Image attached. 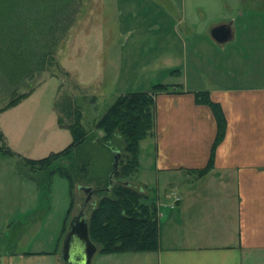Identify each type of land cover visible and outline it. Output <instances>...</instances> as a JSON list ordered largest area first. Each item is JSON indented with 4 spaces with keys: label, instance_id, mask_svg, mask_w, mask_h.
Masks as SVG:
<instances>
[{
    "label": "rangeland",
    "instance_id": "374dc122",
    "mask_svg": "<svg viewBox=\"0 0 264 264\" xmlns=\"http://www.w3.org/2000/svg\"><path fill=\"white\" fill-rule=\"evenodd\" d=\"M188 1L191 18L202 15L200 19L208 18L210 25L239 11L247 19L264 22V9L250 15L247 0ZM155 3L167 5L161 0H19L15 11L9 13L18 15L20 24L9 22L13 33L7 37L0 34V56L8 54L6 44L11 41L13 48H24V42L40 44L49 39L55 41V61L45 71L25 78L18 88L0 68V110L9 100L32 90L16 106L0 112V133L9 150L0 151V264H64L61 253L72 220L81 211L89 219L99 201L97 189L110 182L109 171L115 166L113 149L120 143L99 144L101 132L91 135L81 147V161L73 167V187L58 168L52 172L60 165L39 171L24 164L60 152L72 142L70 131L58 127V118L64 125L74 121V117H66L64 102H71L82 129L89 132L116 99L127 93L147 92L155 85L202 87L207 79L220 78L218 72L229 84L255 82L240 75L247 70L254 73L247 63L242 68L228 67L232 70L226 72L217 70L216 59L207 51L196 57L191 52L181 54L190 35L177 25L173 11H162ZM1 15H8L6 9L0 8ZM3 24L0 17V30ZM210 25L198 26L196 38L201 30L209 32ZM256 29L263 38L264 28ZM15 32L25 33L26 40L17 44ZM186 54L192 58L185 60ZM171 56L175 60H170ZM3 60L16 65L15 59ZM175 70H180L181 77ZM152 137L153 133L140 142V171L129 180L137 189L144 183L146 199L154 194L163 197L165 189H174L179 183L177 176L155 172ZM150 253L105 254L99 246L90 264H155Z\"/></svg>",
    "mask_w": 264,
    "mask_h": 264
},
{
    "label": "crops",
    "instance_id": "0c3cea01",
    "mask_svg": "<svg viewBox=\"0 0 264 264\" xmlns=\"http://www.w3.org/2000/svg\"><path fill=\"white\" fill-rule=\"evenodd\" d=\"M161 2L167 5H155L162 11H173L177 25L190 35L181 54L191 52L196 57L207 51L216 59L217 70L226 72L232 70L228 67L242 68L247 63L254 73L247 70L240 75L255 82L229 84L218 72L220 78L207 79L206 86L174 85L156 95L151 138L154 170L177 176L180 184L165 189L163 197H150L164 203L157 209V250L150 254L155 264H264V37L256 34L264 22L247 19L239 11L210 25L208 18L200 19L202 15L191 18L188 0ZM247 3L250 15L264 9V0ZM201 24L211 29L201 30L196 38L194 30ZM219 25L231 28V38L223 43L210 36ZM184 58L192 57L186 54ZM175 71L181 77L180 70ZM204 91L220 105L226 131L214 152L213 168L204 177L195 178L191 171L206 166L216 135L210 109L194 100V93ZM173 194L179 201L169 208Z\"/></svg>",
    "mask_w": 264,
    "mask_h": 264
},
{
    "label": "trees",
    "instance_id": "16d2710c",
    "mask_svg": "<svg viewBox=\"0 0 264 264\" xmlns=\"http://www.w3.org/2000/svg\"><path fill=\"white\" fill-rule=\"evenodd\" d=\"M18 2L19 0H0V8L6 9L8 12L7 16H0L5 22L1 25L4 27L3 30H0V34L4 37L13 33L9 22L20 24L16 22L20 20L18 15L9 14L11 11H15V5ZM17 33L15 41L17 44H21L26 40L25 33ZM13 43L14 41H11L6 44L8 54L5 58L0 56V68L5 71L4 75L8 77L14 88H18L25 78L30 77L34 72L40 73L54 64V40L52 42L45 39L43 43L33 42L30 45L24 42V48L21 45H16L13 48ZM3 59H15L16 65L13 63L10 65ZM10 69L12 72H9ZM170 90L171 87L155 85L147 92L127 93L119 96L101 119L90 126L89 132L82 129L79 113L67 100L64 102L67 108L66 117H74V123L64 125L58 118V127L67 128L70 131L72 142L64 150L52 153L46 158L24 162L32 170L39 171L55 167L54 164L60 165L52 169V172L58 168L60 174L73 187L74 164L81 161L79 151L91 135L101 132L103 135L97 137V142L106 147H109L110 144L115 145L113 144L115 141L120 143L113 149L116 153L118 152L117 167L116 169L113 167L109 171L112 174L110 182L103 184V188L97 189L96 195L99 196V201L96 202L87 221L90 241L96 247L100 246L101 252L105 254L147 253L157 250L158 211L156 201L150 197L146 199L143 196L145 190L137 189L129 180L133 179L139 170L140 142L148 138L154 131L155 97ZM29 94L18 95L14 100H9L0 112L16 106ZM194 100L197 105H204L210 109L216 123V135L206 166L203 169L191 171L195 178H202L213 168L214 152L225 136L226 121L220 105L210 99L208 92L194 93ZM0 144V151L9 153L1 133Z\"/></svg>",
    "mask_w": 264,
    "mask_h": 264
},
{
    "label": "water",
    "instance_id": "95a60500",
    "mask_svg": "<svg viewBox=\"0 0 264 264\" xmlns=\"http://www.w3.org/2000/svg\"><path fill=\"white\" fill-rule=\"evenodd\" d=\"M210 36L217 42L223 43L231 38L230 25H219L210 31ZM118 152L115 155V166L117 167ZM112 174H110V179ZM87 193L90 192L88 188L85 189ZM97 251L88 235L87 219L84 213L77 215L71 222L70 228L66 233L63 248L62 261L64 264H90L92 257Z\"/></svg>",
    "mask_w": 264,
    "mask_h": 264
},
{
    "label": "built area",
    "instance_id": "2783aa9c",
    "mask_svg": "<svg viewBox=\"0 0 264 264\" xmlns=\"http://www.w3.org/2000/svg\"><path fill=\"white\" fill-rule=\"evenodd\" d=\"M172 200H173V202H171V203L169 204V206H168L169 208H174V207H175V204L179 201V196L173 194V195H172ZM162 205H163V204L156 202V207H157V209H158L160 206H162ZM157 216H158V218H159V215H158V214H157Z\"/></svg>",
    "mask_w": 264,
    "mask_h": 264
}]
</instances>
